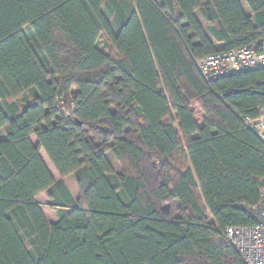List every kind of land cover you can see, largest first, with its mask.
Listing matches in <instances>:
<instances>
[{
	"label": "trees",
	"instance_id": "1",
	"mask_svg": "<svg viewBox=\"0 0 264 264\" xmlns=\"http://www.w3.org/2000/svg\"><path fill=\"white\" fill-rule=\"evenodd\" d=\"M244 2L0 0V264H245L224 231L264 191V68L196 67L264 38Z\"/></svg>",
	"mask_w": 264,
	"mask_h": 264
},
{
	"label": "built area",
	"instance_id": "2",
	"mask_svg": "<svg viewBox=\"0 0 264 264\" xmlns=\"http://www.w3.org/2000/svg\"><path fill=\"white\" fill-rule=\"evenodd\" d=\"M196 67L205 82L230 73L264 68V38L239 49L205 56L197 60ZM244 124L264 142V106L257 118H245ZM251 215L256 218L255 225L227 226L225 236L245 264H264V191Z\"/></svg>",
	"mask_w": 264,
	"mask_h": 264
},
{
	"label": "crops",
	"instance_id": "3",
	"mask_svg": "<svg viewBox=\"0 0 264 264\" xmlns=\"http://www.w3.org/2000/svg\"><path fill=\"white\" fill-rule=\"evenodd\" d=\"M242 6L245 8V2L244 0H240ZM134 123V122H131ZM134 127H137V125L134 123L132 124ZM4 128L0 129V138L4 137ZM30 140L32 142V144L36 145L37 141L36 138L34 136H30ZM40 157L43 160V162L45 163L47 169L49 170L50 174L52 175L53 179L55 181L58 180H62L64 182V184L66 185L68 191L70 192L71 196L73 197V199H77L78 198V187L75 181V177L73 174H69L64 178H61L59 176V174L57 173V171L55 170V168L53 167V165L51 164L50 160L48 159L47 155L45 154V152L41 149L39 151ZM107 159L109 160L110 164L112 165V167L115 170V166L118 165L117 161L115 160V158H113V156L109 155V153L106 155ZM119 166V165H118ZM116 172H119L117 170H115ZM35 200L39 203V206L41 208V211L47 221V223L51 224L56 222L57 220V215L55 213V211L49 209V204L50 201L47 198L46 193H40L39 195H37L35 197Z\"/></svg>",
	"mask_w": 264,
	"mask_h": 264
},
{
	"label": "rangeland",
	"instance_id": "4",
	"mask_svg": "<svg viewBox=\"0 0 264 264\" xmlns=\"http://www.w3.org/2000/svg\"><path fill=\"white\" fill-rule=\"evenodd\" d=\"M100 46L102 47H104V46H106L107 45V42H106V40H105V38L104 37H101L100 38ZM194 110H195V112L197 113V116H196V119L198 120V121H201V119H202V115L200 114V112H199V108L197 107V106H195L194 107ZM132 124H134V123H131V125ZM133 126V125H132ZM4 131V134H5V129H3ZM109 155H111L112 156V154L111 153H109ZM114 158V157H113ZM116 168H115V170H117V171H120V166H118V165H116L115 166ZM50 209V208H49Z\"/></svg>",
	"mask_w": 264,
	"mask_h": 264
}]
</instances>
